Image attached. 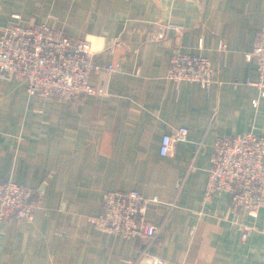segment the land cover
<instances>
[{"label": "crops", "instance_id": "1", "mask_svg": "<svg viewBox=\"0 0 264 264\" xmlns=\"http://www.w3.org/2000/svg\"><path fill=\"white\" fill-rule=\"evenodd\" d=\"M16 14L91 38L103 92L42 98L0 77V179L41 193L32 218L0 220V264H264V207L242 216L254 227L244 239L231 194L204 197L217 137L264 135L257 61L247 58L264 0H0V32ZM167 23L181 28L153 40ZM176 44L211 59L210 89L168 79ZM180 126L187 139L162 155L163 135ZM133 188L158 196L147 211L155 238L92 225L105 191Z\"/></svg>", "mask_w": 264, "mask_h": 264}, {"label": "built area", "instance_id": "2", "mask_svg": "<svg viewBox=\"0 0 264 264\" xmlns=\"http://www.w3.org/2000/svg\"><path fill=\"white\" fill-rule=\"evenodd\" d=\"M165 28H181L167 23L153 34L155 40L164 38ZM97 50L88 36L73 37L63 29L44 21L24 23L19 14L0 32V77L21 79L30 95L79 99L89 94H101L103 89L92 82V73L100 68ZM254 57L264 95V24L247 58ZM108 68L115 70L113 64ZM167 77L175 85L183 81L200 83L210 89L215 70L209 57L184 52L175 45ZM255 103V101H254ZM188 128L180 126L163 135L160 153L167 155L175 143L186 140ZM231 194V209L235 223L242 225L246 239L253 226L243 224L242 216H257L264 207V135L247 134L219 136L213 145V155L204 197L212 199L218 192ZM41 193L15 180L0 179V220L32 218L39 206ZM158 196L148 197L139 189L108 190L103 193L101 213L89 218L102 231L124 237L149 240L158 235L159 228L148 221L147 211ZM122 259V264H131ZM152 264H164L154 257Z\"/></svg>", "mask_w": 264, "mask_h": 264}, {"label": "rangeland", "instance_id": "3", "mask_svg": "<svg viewBox=\"0 0 264 264\" xmlns=\"http://www.w3.org/2000/svg\"><path fill=\"white\" fill-rule=\"evenodd\" d=\"M153 40H155L153 37H152ZM92 40V39H91ZM261 135V134H260Z\"/></svg>", "mask_w": 264, "mask_h": 264}, {"label": "clouds", "instance_id": "4", "mask_svg": "<svg viewBox=\"0 0 264 264\" xmlns=\"http://www.w3.org/2000/svg\"><path fill=\"white\" fill-rule=\"evenodd\" d=\"M91 39V38H90Z\"/></svg>", "mask_w": 264, "mask_h": 264}]
</instances>
